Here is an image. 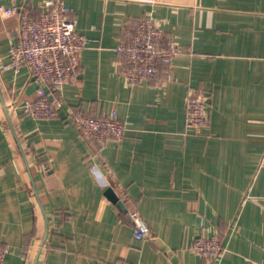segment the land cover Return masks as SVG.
Returning <instances> with one entry per match:
<instances>
[{
    "label": "crops",
    "instance_id": "obj_1",
    "mask_svg": "<svg viewBox=\"0 0 264 264\" xmlns=\"http://www.w3.org/2000/svg\"><path fill=\"white\" fill-rule=\"evenodd\" d=\"M47 1L0 0L3 264H264V0H63L88 46L77 80L49 90L56 116L34 118L36 79L3 67L18 19L2 6L38 18ZM145 17L180 52L169 80L129 83L115 47ZM191 90L209 97L196 133L184 122ZM111 111L124 135L93 149L72 117ZM131 211L150 237L134 235ZM202 235L220 239L219 257L188 250Z\"/></svg>",
    "mask_w": 264,
    "mask_h": 264
},
{
    "label": "built area",
    "instance_id": "obj_2",
    "mask_svg": "<svg viewBox=\"0 0 264 264\" xmlns=\"http://www.w3.org/2000/svg\"><path fill=\"white\" fill-rule=\"evenodd\" d=\"M2 14L15 15L18 19L17 40L9 47V59L3 67L18 70L24 65L38 83L37 97L26 112L34 118L56 116L60 101L49 90L65 81L77 80L80 55L88 46V39L76 29L63 0H48L38 18L32 17L20 3L2 6ZM124 38L115 47V52L119 73L127 82L171 78V60L180 52V47L175 40L167 38L151 18H143L133 29L126 31ZM208 99L207 94L199 91L187 93L184 122L189 131L196 133L208 124ZM72 118L78 132L93 149H98L108 139H121L126 130L125 123L114 111L98 116L78 112ZM261 160H264V148ZM127 215L134 224L136 237L151 236L149 226L140 219L138 212L131 211ZM188 250L211 260L222 254L224 246L216 235H202L189 243ZM5 251L0 244V264H3ZM95 264L107 263L99 261Z\"/></svg>",
    "mask_w": 264,
    "mask_h": 264
},
{
    "label": "water",
    "instance_id": "obj_3",
    "mask_svg": "<svg viewBox=\"0 0 264 264\" xmlns=\"http://www.w3.org/2000/svg\"><path fill=\"white\" fill-rule=\"evenodd\" d=\"M27 1V0H24ZM19 2V0H18ZM105 196L110 199L112 202H115L118 206H123V203L119 201L117 194L111 187H107L104 192Z\"/></svg>",
    "mask_w": 264,
    "mask_h": 264
}]
</instances>
